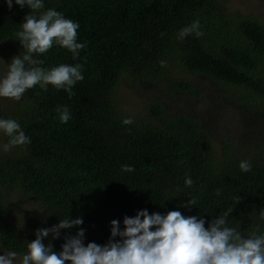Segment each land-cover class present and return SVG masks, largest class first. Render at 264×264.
Listing matches in <instances>:
<instances>
[{
  "label": "trees",
  "instance_id": "trees-1",
  "mask_svg": "<svg viewBox=\"0 0 264 264\" xmlns=\"http://www.w3.org/2000/svg\"><path fill=\"white\" fill-rule=\"evenodd\" d=\"M43 3V9L31 13L27 5L21 8L13 0L9 9L0 0V46L7 64L23 55L17 33L24 17L53 9L79 24L77 42L86 47L73 58L54 44L33 59L42 60L37 66L45 69L80 64L84 78L73 86L71 97L63 89L49 85L45 91L37 85L0 112V119L18 122L31 141L5 151L10 138L4 135L0 145V247L22 256L38 229L76 218L83 224L61 229L58 239L50 233L43 243L59 253L65 237L83 228L85 245H104L111 238L112 220L123 230L125 216L145 209L161 215L180 211L204 219L205 227L232 209L226 226L244 237L264 235V146L239 154L226 143L219 155L195 115L169 112L158 99L146 104L145 114H127L115 96L125 76L135 82L168 77L173 92L198 95L191 80L173 76L174 62L264 98V24L229 12L223 0ZM194 21L203 35L178 38ZM62 107L71 114L67 123L56 111ZM128 118L133 123L125 125ZM244 160L251 164L248 172L239 167ZM124 165L135 170L125 172ZM186 178L193 181L191 187ZM12 189L37 202L38 209L17 225L10 217Z\"/></svg>",
  "mask_w": 264,
  "mask_h": 264
},
{
  "label": "clouds",
  "instance_id": "clouds-1",
  "mask_svg": "<svg viewBox=\"0 0 264 264\" xmlns=\"http://www.w3.org/2000/svg\"><path fill=\"white\" fill-rule=\"evenodd\" d=\"M5 3L9 9L12 8L13 0H5ZM15 4L21 8L27 5L31 13L44 8L43 0H15ZM24 21L22 30L17 33L24 52L13 57L7 72L0 76V98L19 101L27 90L37 85L45 91L49 85L57 90L63 89L71 97L74 95L73 86L84 78L82 66L61 64L45 69L37 66L44 62L33 59V55L45 54L55 44L76 58L86 47V44L77 42L79 24L53 9L42 12L39 17L26 15ZM193 33L197 37L203 35L199 21L181 29L178 38L183 39ZM164 63L162 61L161 65ZM56 111L61 123H67L71 118L66 107ZM123 123L130 125L133 121L128 118ZM0 132L10 138L4 145L5 151L31 142L13 119H0ZM239 167L244 172L251 170L247 160L241 161ZM122 170L133 172L135 169L124 165ZM192 184L191 178L185 179L186 186L191 187ZM231 212L229 209L205 227L204 219L186 217L180 211L161 215L149 214L145 209L134 217L125 216L123 230L118 220H112L111 238L106 244L89 242L85 245V230L81 228L74 236L65 237L62 251L57 253L51 244L46 246L43 243L44 238L51 233L53 239H58L61 229L83 224L81 218L63 219L51 228L38 229L36 238L27 243V252L18 261V253L8 251L0 255V264H264V235L253 232L251 236L244 237L236 228L226 226ZM261 218H264V212ZM116 237L120 239L116 240Z\"/></svg>",
  "mask_w": 264,
  "mask_h": 264
},
{
  "label": "rangeland",
  "instance_id": "rangeland-1",
  "mask_svg": "<svg viewBox=\"0 0 264 264\" xmlns=\"http://www.w3.org/2000/svg\"><path fill=\"white\" fill-rule=\"evenodd\" d=\"M223 3L229 12L233 14L240 12L255 17L264 24L263 0H223ZM7 66L6 50L0 46V76L7 72ZM172 70L173 76L191 80L198 95L173 92L168 77L152 82L140 80L135 82L125 76L117 86L115 94L121 110L127 114H137L144 111L149 101L158 99L169 112L195 115L211 134L214 149L219 155H222L226 143L232 144V150L239 154H248L256 147L264 146L262 96L253 97L244 87L219 82L205 74L185 71L174 62ZM247 97L249 99H246ZM241 99L246 102H242ZM16 102L13 99L0 98V112L2 109L12 107ZM4 135L0 132V145ZM10 194L13 202L10 207L12 223L17 225L37 214V202L24 196L18 189H12ZM6 252L8 251L0 247V255ZM20 256L18 255L17 261Z\"/></svg>",
  "mask_w": 264,
  "mask_h": 264
}]
</instances>
